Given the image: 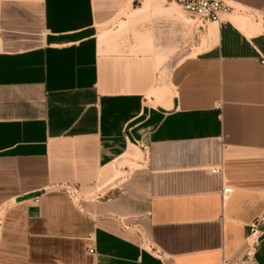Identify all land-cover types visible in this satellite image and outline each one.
Wrapping results in <instances>:
<instances>
[{"label": "crops", "instance_id": "0c3cea01", "mask_svg": "<svg viewBox=\"0 0 264 264\" xmlns=\"http://www.w3.org/2000/svg\"><path fill=\"white\" fill-rule=\"evenodd\" d=\"M224 2L179 58L169 0H0V264H264V0Z\"/></svg>", "mask_w": 264, "mask_h": 264}, {"label": "built area", "instance_id": "2783aa9c", "mask_svg": "<svg viewBox=\"0 0 264 264\" xmlns=\"http://www.w3.org/2000/svg\"><path fill=\"white\" fill-rule=\"evenodd\" d=\"M172 1L183 8L185 12L191 16L197 18L202 24L208 21H216L219 19L222 12L228 11L230 6H228L224 0H169ZM212 171H218V168ZM71 191V188H68ZM224 193L229 192V188L223 190ZM36 202L37 199L35 198ZM264 232V214L255 218L252 222L248 224V233L246 236L247 244V256L256 247L260 237ZM90 252L94 249L90 248Z\"/></svg>", "mask_w": 264, "mask_h": 264}, {"label": "rangeland", "instance_id": "374dc122", "mask_svg": "<svg viewBox=\"0 0 264 264\" xmlns=\"http://www.w3.org/2000/svg\"><path fill=\"white\" fill-rule=\"evenodd\" d=\"M149 1H164V0H149ZM182 10V9H181ZM180 16L182 17V19L184 20L185 24H186V29H185V36L184 38L179 42V46H177V44L172 45L170 47V55L173 54V51H175L177 54L179 53V58L183 57L184 53L185 55H188V53L190 52V47L192 45V38H193V30L195 27H198V19L192 16H189L186 12H183L180 14ZM255 19L251 18L249 19V21L254 24ZM260 23H262V19L261 17H259L258 20V24L260 25ZM123 24V23H121ZM114 25V23L111 24V27ZM120 25V24H119ZM199 28V27H198ZM75 202L79 201V198L77 197V195H75L74 197Z\"/></svg>", "mask_w": 264, "mask_h": 264}]
</instances>
